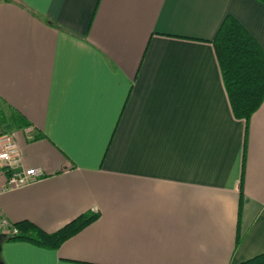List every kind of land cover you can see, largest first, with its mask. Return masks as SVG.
Here are the masks:
<instances>
[{
    "label": "crops",
    "instance_id": "0c3cea01",
    "mask_svg": "<svg viewBox=\"0 0 264 264\" xmlns=\"http://www.w3.org/2000/svg\"><path fill=\"white\" fill-rule=\"evenodd\" d=\"M226 14L264 50V0H0V111L30 122L0 133L43 173L0 211L47 232L98 213L56 249L3 242V264L264 252V96L247 126L232 115L209 41Z\"/></svg>",
    "mask_w": 264,
    "mask_h": 264
},
{
    "label": "trees",
    "instance_id": "16d2710c",
    "mask_svg": "<svg viewBox=\"0 0 264 264\" xmlns=\"http://www.w3.org/2000/svg\"><path fill=\"white\" fill-rule=\"evenodd\" d=\"M209 41L214 49L232 115L242 118L247 126L250 114L264 96V50L232 14H226L222 18ZM0 124H5L11 129H20L29 126L30 122L23 115L12 110L8 115L0 111ZM241 190H239L238 210L243 201ZM97 218V212L86 211L52 232L41 229L31 221L21 220L13 223L17 232L0 233V241L1 244L24 241L41 248L56 249L67 238L78 233ZM235 239L237 243L240 240L239 235L236 234ZM236 264H264V252L252 255Z\"/></svg>",
    "mask_w": 264,
    "mask_h": 264
},
{
    "label": "built area",
    "instance_id": "2783aa9c",
    "mask_svg": "<svg viewBox=\"0 0 264 264\" xmlns=\"http://www.w3.org/2000/svg\"><path fill=\"white\" fill-rule=\"evenodd\" d=\"M0 172L6 178V184L0 187V192L10 187H17L38 180L42 177L39 167L21 166V156L15 139L7 134L0 133ZM13 223L0 211V233L15 234Z\"/></svg>",
    "mask_w": 264,
    "mask_h": 264
},
{
    "label": "water",
    "instance_id": "95a60500",
    "mask_svg": "<svg viewBox=\"0 0 264 264\" xmlns=\"http://www.w3.org/2000/svg\"><path fill=\"white\" fill-rule=\"evenodd\" d=\"M0 238H1V235H0ZM0 251H1V241H0ZM0 264H3V262H1V260H0Z\"/></svg>",
    "mask_w": 264,
    "mask_h": 264
}]
</instances>
